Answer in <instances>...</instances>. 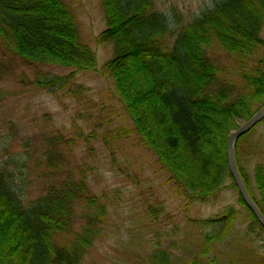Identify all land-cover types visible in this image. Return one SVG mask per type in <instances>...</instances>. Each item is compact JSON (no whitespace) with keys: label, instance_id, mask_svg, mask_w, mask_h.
<instances>
[{"label":"trees","instance_id":"obj_1","mask_svg":"<svg viewBox=\"0 0 264 264\" xmlns=\"http://www.w3.org/2000/svg\"><path fill=\"white\" fill-rule=\"evenodd\" d=\"M101 4L106 26L93 39L111 43L113 55L99 67L97 51L83 41L69 0H0V76L6 63L22 61L70 66L73 73L96 70L112 79L140 145L156 155L186 195L205 200L226 186L239 194L238 202L220 213L191 219L202 242L187 264H208L212 251L214 263L264 264V238L257 234L264 227L228 164L229 134L264 105V0H217L187 21L181 11L164 9L156 0ZM263 122L238 138L235 154L264 212V163L255 165V191L239 150L241 138ZM43 136L44 170L35 192L25 187L28 173L17 176L9 163H18L23 154L0 162V264H83L106 232L109 206L90 187L92 165L65 160L73 140L59 131H41ZM239 206L251 220L241 237L245 242H224L237 224ZM220 244L227 248L221 250ZM132 264L174 262L166 249L153 248Z\"/></svg>","mask_w":264,"mask_h":264},{"label":"rangeland","instance_id":"obj_2","mask_svg":"<svg viewBox=\"0 0 264 264\" xmlns=\"http://www.w3.org/2000/svg\"><path fill=\"white\" fill-rule=\"evenodd\" d=\"M69 1L78 13L81 37L95 48L101 67L113 55L111 43L95 44L93 39L106 26L101 0ZM156 1L164 9L175 7L187 21L217 0ZM6 65V74L0 76V162L23 154L18 163H9L17 176L28 173L25 187L30 194L35 192L44 170L39 156L46 139L40 138V132L59 131L65 139L73 140V151L65 160L88 161L92 165L90 187L108 203L106 232L86 253L83 264H132L153 248L166 249L174 264H187L202 242L191 219L214 216L238 202L237 190L229 186L205 200L186 195L156 155L140 145L112 79L96 70L73 73L70 66L52 63L16 61ZM57 76L60 78L52 83H33ZM263 136L264 122L239 144L242 164L255 191V165L257 160L264 163ZM239 207L237 224L224 242H245L241 237L251 220L246 208ZM257 234L264 238V231L258 229ZM220 248L227 245L220 244ZM215 254L212 251L206 256L208 264L225 262H212Z\"/></svg>","mask_w":264,"mask_h":264},{"label":"water","instance_id":"obj_3","mask_svg":"<svg viewBox=\"0 0 264 264\" xmlns=\"http://www.w3.org/2000/svg\"><path fill=\"white\" fill-rule=\"evenodd\" d=\"M264 119V105L253 113L247 120L242 122L239 127L233 130L229 134L228 138V164L230 172L237 183L238 190L244 198L247 206L253 211L255 216L259 219L260 223L264 227V212L254 200L246 183L242 177V174L238 168L235 154V146L238 138L245 132H248L253 126Z\"/></svg>","mask_w":264,"mask_h":264},{"label":"bare ground","instance_id":"obj_4","mask_svg":"<svg viewBox=\"0 0 264 264\" xmlns=\"http://www.w3.org/2000/svg\"><path fill=\"white\" fill-rule=\"evenodd\" d=\"M261 121H262V120H261ZM258 123H259V122H258ZM253 127H254V126H253ZM234 130H235V129H234ZM245 133H246V132H245ZM245 133H244V134H245Z\"/></svg>","mask_w":264,"mask_h":264}]
</instances>
